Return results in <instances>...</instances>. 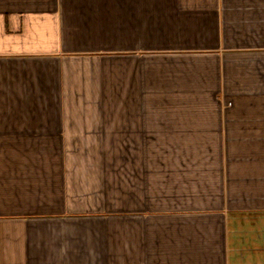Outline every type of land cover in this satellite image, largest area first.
I'll return each mask as SVG.
<instances>
[{
    "label": "crops",
    "instance_id": "1",
    "mask_svg": "<svg viewBox=\"0 0 264 264\" xmlns=\"http://www.w3.org/2000/svg\"><path fill=\"white\" fill-rule=\"evenodd\" d=\"M0 264H264V0H0Z\"/></svg>",
    "mask_w": 264,
    "mask_h": 264
},
{
    "label": "rangeland",
    "instance_id": "2",
    "mask_svg": "<svg viewBox=\"0 0 264 264\" xmlns=\"http://www.w3.org/2000/svg\"><path fill=\"white\" fill-rule=\"evenodd\" d=\"M50 143H54V146L56 148H71V149H82V148L85 149V148H87V149H92V148L99 147V145H100V148L106 147L108 149H111L113 147L117 148V146H118L117 144H120L121 148H123L122 147V143L123 142H77V141H73V142H50ZM98 143H99V145H98ZM113 191H117L118 192L119 190L116 189V190H113ZM120 191H123V190L121 189ZM125 196H126V194H125ZM125 203H126V201H125ZM119 214H121V217H124V216H126V211H120ZM125 220L126 219H123V218L120 219V226H119L120 229H123L122 227H125V226H122V224H121ZM124 224H126V223H124ZM119 238L121 240L120 244L121 245L125 244V249H126V236L119 237ZM108 246H109V248H108L109 252L107 253L106 258L111 260L112 259V253L110 252L111 251L110 243H109ZM119 254H120V259L126 260V257H127L126 253H122V251H121V253H119Z\"/></svg>",
    "mask_w": 264,
    "mask_h": 264
}]
</instances>
